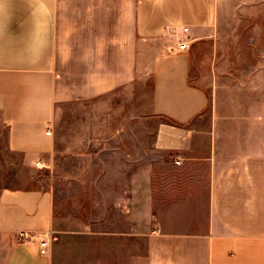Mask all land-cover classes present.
Wrapping results in <instances>:
<instances>
[{
	"label": "crops",
	"instance_id": "1",
	"mask_svg": "<svg viewBox=\"0 0 264 264\" xmlns=\"http://www.w3.org/2000/svg\"><path fill=\"white\" fill-rule=\"evenodd\" d=\"M228 3L264 0H0V128L11 152L34 165L57 149L80 156L103 132L82 140L74 129L71 141L51 131L60 110L151 75L153 146L169 157L147 168L125 153L130 130L115 129L111 173L59 177L96 185L74 194L73 211L57 215L49 190H2L0 264H264V108L233 99L225 113L214 90ZM205 44L210 92L192 78Z\"/></svg>",
	"mask_w": 264,
	"mask_h": 264
},
{
	"label": "rangeland",
	"instance_id": "2",
	"mask_svg": "<svg viewBox=\"0 0 264 264\" xmlns=\"http://www.w3.org/2000/svg\"><path fill=\"white\" fill-rule=\"evenodd\" d=\"M221 22L217 44L221 78L219 87L214 89L220 98V106L225 113H232L233 99H241L244 101L242 106L246 104L249 107L253 100L252 106L264 108V5L249 3L238 6L228 3ZM212 46L199 45L193 57V83L208 92L212 89L207 87L201 76ZM152 92L153 80L148 75L145 80L92 103L66 105L60 110L61 117L55 119L51 131L60 129L63 136L65 133L66 138L73 141L74 137L67 134L74 129L83 134L82 140H86L89 133L92 134L89 138H96L95 132L99 130L103 134L98 138L103 141L98 146H83L80 156L65 157L57 149L53 156L38 161L40 168L30 162L29 156L11 152L7 147L6 130L0 128V192L5 189L49 190L55 197L57 215H62L65 207L73 211L75 196L78 200L88 197L90 187L96 185L64 184L59 177L76 175L91 178L111 173L113 169L108 165L114 156L106 150V145H111L106 140H111L115 129L130 130L129 135L125 132L123 136L129 141V150L125 153L133 160L144 157L147 168L152 163L169 159L153 146L161 120L152 113ZM125 153L121 155L126 157ZM107 186L110 185H97L99 192L105 191ZM65 195L69 198L66 204L63 201ZM83 218L89 220L91 217L86 215Z\"/></svg>",
	"mask_w": 264,
	"mask_h": 264
},
{
	"label": "built area",
	"instance_id": "3",
	"mask_svg": "<svg viewBox=\"0 0 264 264\" xmlns=\"http://www.w3.org/2000/svg\"><path fill=\"white\" fill-rule=\"evenodd\" d=\"M187 49H188V43H182V44L180 45V47H179V50H180V51H185V50H187ZM47 134L50 135L51 133L48 132ZM36 167L40 168V167H41V163H39V162L36 163ZM41 247H42V251H41V253H42V254H45V253H46V248H47V243H46V242H42Z\"/></svg>",
	"mask_w": 264,
	"mask_h": 264
}]
</instances>
